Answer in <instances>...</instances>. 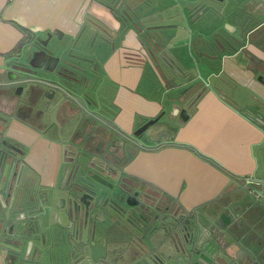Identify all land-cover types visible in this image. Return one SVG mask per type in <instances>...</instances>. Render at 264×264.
Instances as JSON below:
<instances>
[{"label": "crops", "instance_id": "obj_1", "mask_svg": "<svg viewBox=\"0 0 264 264\" xmlns=\"http://www.w3.org/2000/svg\"><path fill=\"white\" fill-rule=\"evenodd\" d=\"M115 1L0 0V114L9 122L5 136L28 149L36 189L67 183L64 149L90 129L75 114L86 102L82 90L51 93L44 116L42 81L30 74L22 84L12 60L45 38L66 42L54 44L55 59L71 49L87 58L75 52L78 43L103 57L107 131L129 140L157 120L121 151L116 179L154 188L186 211L264 181V0ZM48 63L40 53L29 66L37 73ZM4 65L14 67V79ZM114 246L105 240L106 252Z\"/></svg>", "mask_w": 264, "mask_h": 264}, {"label": "flooded vegetation", "instance_id": "obj_2", "mask_svg": "<svg viewBox=\"0 0 264 264\" xmlns=\"http://www.w3.org/2000/svg\"><path fill=\"white\" fill-rule=\"evenodd\" d=\"M48 40L34 41L29 48L23 47L20 51V54H28L26 65H31L34 56L40 53L49 57L52 66L55 63L53 69L48 63L35 73L43 80L38 90L43 102L40 114L47 116L54 106L51 93L57 94L61 88L70 93L82 90L78 93L84 94L82 98L86 102L79 105L75 114L88 118L84 130L89 126L90 129L84 136L74 135L64 149L65 159L72 166L66 181L73 177L79 185L105 188L108 173L117 171L116 161L121 158V151L134 144L132 142L141 134L137 131L132 138L127 137L129 140L122 141L107 131L100 90L101 67L88 57L72 55L73 49L56 61V49L48 46ZM42 49L50 50L51 55H46ZM21 65L26 68H20L21 71L28 69L24 62ZM0 117L4 130L0 138L1 152L15 162L13 169H7L15 176H8V185L0 186V234H3L0 236V264H46L50 259H59L56 252L51 255L53 250L62 251V264L67 253L68 264H264V184L250 182L244 186L246 190L230 193L211 207L186 211L162 192L122 179L132 190L126 201L137 207L130 229L119 223L110 226V216L100 204L95 209L94 230L81 228L69 218L64 222L58 216L55 223L58 207L64 206L67 198L82 200L85 207L89 195L81 197L72 190L67 191L70 187L67 183L57 187L54 193L52 189H36L39 187L36 177L24 161L28 149L5 136L9 122L1 114ZM47 128H50L49 123ZM61 198H65V202H61ZM94 203L98 204L99 199ZM26 204L31 206L30 214L24 211ZM48 207H51L49 222L38 226V215L42 208ZM33 217H37L35 223ZM20 234L27 237L23 243L17 239ZM110 238L115 242L114 249L105 252V240Z\"/></svg>", "mask_w": 264, "mask_h": 264}, {"label": "water", "instance_id": "obj_3", "mask_svg": "<svg viewBox=\"0 0 264 264\" xmlns=\"http://www.w3.org/2000/svg\"><path fill=\"white\" fill-rule=\"evenodd\" d=\"M208 39L209 37H207V40ZM206 43L209 46H211L210 41H207ZM42 50L46 55L48 56L51 55L50 50H44V49ZM22 55L23 53L19 55L18 57L14 58L12 61L15 64V66L20 67L21 69H26L25 67L21 65V62H24L25 65L27 64L24 56ZM55 60L58 61L59 58ZM2 69L4 70L6 75L9 77V78L7 77L8 80L14 79V78H11L10 75L8 74L10 71L15 73V71L11 70V69H14L13 66L8 68V66L4 65ZM29 71H30L29 69L22 71L24 74L23 73L22 75L20 74L21 75L20 78L28 79V77H30ZM32 75L38 80L43 81L41 78L37 77L35 73H33ZM1 121L2 119L0 117V138L4 136V130L2 128ZM156 122L157 120L150 121L147 125L140 128L139 132L140 133L145 132L147 130V126L148 127L152 126ZM14 165H15V162L12 161V158L9 155L1 152V148H0V181L1 179H4L2 186L4 185V183H7L8 185L10 178H12V176L13 177L15 176L14 173L7 172V169L8 168L13 169ZM8 176L10 177L9 180H7ZM114 176H115V172L114 174H111V175L108 173V181L104 184L105 188H102V189H98L92 186L79 185L74 182L73 177L68 178L67 184H69L70 187L66 190L67 191L72 190L73 192H76L78 195H81V197H83L84 194L87 193L89 195V198H88L89 202L84 207L82 200L76 201V200H73L72 198L71 200H68L67 198V201L64 206L59 205L58 207L59 212H57L54 222L55 223L57 222V216L58 218L64 220V222H66L67 219L69 218L70 220H75L76 222H78L81 228H84L86 230H94L96 228V223L94 222L95 209L99 207V204H100V206L102 207L101 209L105 210L104 213L110 216V219L108 221L110 226H115L117 225V223H119L121 226L123 225L127 229H130L132 223L135 222V219H136L135 210L137 208L136 205H130L126 201V197H130V194H132V190L128 188L127 184H125L123 181H120L119 179L114 178ZM248 182L264 184V181L248 180ZM241 188L242 190H246V187L244 186H241ZM52 190H53L52 192L54 193L57 190V188L56 189L52 188ZM142 196L144 197V195ZM65 198H61L60 201L65 202L66 200ZM97 199H99V203L95 204L94 200H97ZM50 212H51V207L42 208L40 214L38 215L39 219L36 222L38 226L39 225L41 226L44 221L49 222ZM33 220H34L33 223H35V220H37V217H33ZM3 230L4 229H2L1 231L3 232ZM2 235L3 234H0V236ZM88 235H91V234H88ZM17 239L23 243L27 239V237L20 234L17 237Z\"/></svg>", "mask_w": 264, "mask_h": 264}, {"label": "rangeland", "instance_id": "obj_4", "mask_svg": "<svg viewBox=\"0 0 264 264\" xmlns=\"http://www.w3.org/2000/svg\"><path fill=\"white\" fill-rule=\"evenodd\" d=\"M112 1V0H111ZM118 0H116L114 3H116ZM214 5L216 6V4L214 3ZM183 16V15H182ZM51 33V32H50ZM216 36V37H215ZM214 38H216L218 41H219V39H218V36L216 35V34H214V36H213V41L214 42H217ZM46 39V38H45ZM54 44H56V45H63L64 44V42L62 41V42H60L59 40H53V39H50L49 40V43H48V46L49 47H51V48H54ZM75 50V49H74ZM80 50H84V54L87 56V57H90V59H92V60H95L94 62L96 63V64H98L99 62H101L102 61V56L101 57H99L98 58V56H89L88 54H87V52L89 51V49H87V48H83V44L82 43H78L77 44V49L75 50V52L76 51H80ZM105 53V52H104ZM21 55V54H20ZM22 56H24V57H26L25 58V61L26 62H28L27 61V57H28V54L26 55V53L25 52H23V55ZM23 60V59H22ZM27 67H28V69H30L31 70V67L29 66V65H26ZM103 105V104H102ZM110 112H113V108L111 109V106H110ZM89 241H90V237H89ZM97 245L95 246V250L97 251L98 249H97ZM54 252H56L57 253V256L59 257V259L57 260V261H54L53 259H50V261H48L46 264H62V261H61V256H62V251L61 250H57V251H52V253H51V255L54 253ZM106 252V251H105ZM57 256H56V258H57ZM55 258V259H56ZM93 260V259H92ZM95 262V260H93V263ZM69 263V254L67 253V255H66V260L64 261V263L63 264H68Z\"/></svg>", "mask_w": 264, "mask_h": 264}, {"label": "trees", "instance_id": "obj_5", "mask_svg": "<svg viewBox=\"0 0 264 264\" xmlns=\"http://www.w3.org/2000/svg\"><path fill=\"white\" fill-rule=\"evenodd\" d=\"M20 49V48H19Z\"/></svg>", "mask_w": 264, "mask_h": 264}]
</instances>
